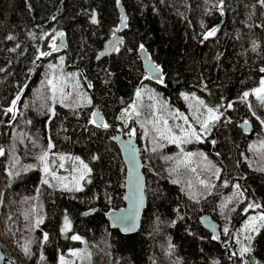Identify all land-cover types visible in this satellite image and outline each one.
I'll list each match as a JSON object with an SVG mask.
<instances>
[{
    "label": "trees",
    "instance_id": "1",
    "mask_svg": "<svg viewBox=\"0 0 264 264\" xmlns=\"http://www.w3.org/2000/svg\"><path fill=\"white\" fill-rule=\"evenodd\" d=\"M119 4L127 13L125 28ZM213 28L215 35L207 36ZM116 32L124 37L118 50L95 62ZM58 33L65 34L67 45L53 51ZM141 45L162 66V83L144 70ZM61 58L66 68L83 67L91 81L88 85L79 69L90 101H52L44 85L48 66ZM262 69L259 0H0V243L6 258L14 264H59L60 256L72 258L82 249L86 255L76 264H264V227L234 237L244 207L254 201L262 207L248 213L264 211V164H257L249 147L264 128L253 115V100L241 99L264 80ZM144 86L181 108L184 92H197L219 107L223 115L196 141L216 170L209 189L195 196L193 188L174 183L158 150L147 152L140 142L147 206L140 228L124 234L106 218L124 205L126 164L113 135L116 128L126 134L134 129L140 141L144 116L130 107ZM17 96L16 111L9 112ZM96 106L107 128L92 122ZM248 119L252 132L241 127ZM23 136L40 151L51 144L86 160L91 171L81 190L44 183L40 160L23 152ZM229 195L236 201L228 214L222 207ZM205 213L228 221L229 237L223 232L222 241L214 239L201 223ZM74 235L82 239H71ZM239 247L252 251L241 256Z\"/></svg>",
    "mask_w": 264,
    "mask_h": 264
},
{
    "label": "rangeland",
    "instance_id": "2",
    "mask_svg": "<svg viewBox=\"0 0 264 264\" xmlns=\"http://www.w3.org/2000/svg\"><path fill=\"white\" fill-rule=\"evenodd\" d=\"M48 70H49L48 74H50L49 79H53L54 83L57 84V90L55 94H53L52 92L51 85H49L47 82L44 85V88L46 87V89L52 95V98L54 96L53 98L54 100L52 101L57 100L58 102H62L64 104H70V105L80 104L82 103V100L90 101V95L85 89L86 87L85 83L82 82L79 69L66 68L64 64L54 62L53 64H50L48 66ZM260 86L261 84L251 89L248 92L250 93L248 98L253 100L252 104L255 109V110L253 109V115L256 116L259 120L264 121V103H262L253 94V90L259 88ZM138 91L141 94L137 98L134 104L135 105L134 111L136 113H139V115L144 116L143 119L139 120L141 126L139 144L141 142V146L148 149L147 152L149 151L151 152L153 149L158 150L156 153L158 152L161 153V156L167 159V161L163 162V164L164 166L167 167L169 175H172V177L176 181H179V183L185 184L187 188L189 189L193 188L195 196L204 194L211 185V183L208 180L210 178V175L212 176V174L215 173L214 170H216V167L214 164H212L210 157L206 155L204 149H202L201 146L196 143V141L198 140H196L194 137H188V139H190V142L174 144L171 143L168 139L161 137L160 132L157 131V128H159L161 132H164V136L166 137L168 135V132L166 131L164 120H167V127H171L172 133H174L176 136H182L183 133L181 132L180 128L177 127V125H180L185 129H188L189 125H191V128L195 129L196 133H198L202 139V134L205 132L202 130L200 122L206 118L207 111L203 105H200L198 103V100L203 101L204 104L207 105V107L210 108H214V107L209 105L205 101L204 97L198 94L197 92H184L183 97L187 95L188 99L184 98L185 106L181 108L180 106L169 101V99H167L165 96L160 94L158 89H154L151 86H144L140 88ZM16 102L17 100H15V105ZM15 105L12 104L11 106V108L13 109L12 110L13 113H15L16 111ZM197 108H199V113L196 112ZM144 109L146 110L144 111ZM214 109H219V107L217 108L215 107ZM132 110L133 107L131 106L130 111L132 112ZM175 112L182 113L184 116H186L188 118V123L186 124L182 118L177 119L175 116H173L172 113ZM197 117H199V120L197 119ZM261 125L262 128H264V123H262ZM133 131L134 129H131V133ZM253 138L254 139H252L251 142L249 143V147L251 148V155L255 154L254 160L257 162V164L262 165L264 164L263 163L264 136L261 135L260 138L257 139H255V137ZM28 139H26L23 136L22 140H20L21 145L23 146V152L27 154L32 153L35 160H40L39 157L43 155L45 152H47L48 153L47 166L50 169V173L54 172L57 177L66 178L63 182H61L53 178V176L50 173H44L42 175V179L44 181L47 180L48 183L51 185H56L58 187H63L68 189H75L76 186L73 178L79 177L80 175V172L76 171L77 169H82V165L80 164V161H83V164H86L90 169L87 161L77 154L70 152L69 153L59 152L57 150H53L52 148L49 149V147H46L43 151H40L38 150V147L34 146L35 144L31 142H27ZM187 153H195L196 155L188 158L186 157ZM60 156L72 157V158L79 157V160L65 159L61 161L59 159ZM168 157H171V159H168ZM205 157L207 159H205ZM40 162L42 167L45 168V162L42 160H40ZM61 163L64 164V167L62 168L59 167ZM193 168L195 169V171L191 170ZM88 174L89 172L85 175L84 179L80 181L79 184L80 188L84 186V181L88 177ZM201 180L206 181L207 182L206 185H208V187L205 184H201L200 183ZM65 184L67 185V187H64ZM0 186L3 188L2 183ZM0 200H1V194H0ZM235 201H236L235 196H231V197L230 195L227 196L223 201L224 206L222 207V209H224V211L229 214L230 212L229 207ZM253 203L256 202L253 201ZM243 209L244 211L245 209L248 210V207L246 206ZM245 212L246 215L244 217L246 219L244 218V221H242L241 224L237 225L238 228L235 230L234 237H237V234L240 231V233L243 234L242 237L245 238L244 236H246L247 234L246 233L247 231L244 230L245 224L249 221L250 217L259 215L258 213H256V211H251L249 213L248 211ZM224 214L225 213H223L222 216L226 217ZM220 223L223 230L225 228L228 229L227 232L222 230V234L223 232H225L226 235L229 237V234H231L232 231L229 229L228 221L226 222L223 218H220ZM73 252H78V255H74L72 258L70 256L67 257L64 256V259L67 262V264H76L78 259L80 258L79 255L83 253L82 249L80 250L75 249ZM84 255L86 254L83 253V256ZM59 264H60V259H59Z\"/></svg>",
    "mask_w": 264,
    "mask_h": 264
},
{
    "label": "water",
    "instance_id": "3",
    "mask_svg": "<svg viewBox=\"0 0 264 264\" xmlns=\"http://www.w3.org/2000/svg\"><path fill=\"white\" fill-rule=\"evenodd\" d=\"M119 11L121 13L120 17V28H125L127 22V13L122 4H119ZM126 17V20L124 19ZM124 37L121 32H116L109 36L99 53L95 56L94 61H98L105 56H109L114 53L117 48L122 44ZM56 44L59 45L58 50H62L67 45V40L65 34L58 38ZM138 57L142 60L143 68L147 72L148 77L154 82H161L164 79V72L162 66L154 60L151 56L149 50L143 45L138 48ZM149 64L157 65L160 71L150 74ZM83 73V77L88 85L91 84L90 79L83 70V67L79 68ZM93 113L97 115L93 119L96 120V124L100 125L104 123V115L101 110L96 106ZM93 115V114H92ZM247 122V123H245ZM241 127L245 132H252L254 125L252 120H245L241 123ZM114 141L117 143L123 160L126 164V177H125V190H124V205L117 208L111 209L106 213V218L109 225L112 228H117L124 234L134 233L140 228L141 218L143 216L144 210L147 206V194H146V177L143 170L144 162L141 156V149L139 144L138 136L135 132L126 134L119 129H115L113 135ZM129 197V198H126ZM142 197V204H139L138 213L133 216V198L139 202V198ZM127 216L128 220L122 222L119 218ZM202 225L211 231L215 236L219 238L220 233V223L211 214L205 213L201 216ZM134 224V227L132 225ZM125 228H131L129 231H125ZM0 264H14L13 260L6 258L5 252L2 249L0 243Z\"/></svg>",
    "mask_w": 264,
    "mask_h": 264
},
{
    "label": "snow or ice",
    "instance_id": "4",
    "mask_svg": "<svg viewBox=\"0 0 264 264\" xmlns=\"http://www.w3.org/2000/svg\"><path fill=\"white\" fill-rule=\"evenodd\" d=\"M259 2L261 4H264V0H259ZM126 20V17L124 18ZM93 22L95 23L96 20H95V17H93ZM217 29L216 28H213L211 31H209L207 33V36H213L215 35ZM57 35L59 36H63L64 34L63 33H58ZM207 36L205 38H207ZM9 39H12V37H8ZM141 49H143V45L140 46ZM253 47L255 48L256 45H253ZM59 48V45H57L55 42H53L52 44V49L53 51H56L58 50ZM118 50V49H117ZM48 55H51L50 52H41L40 53V56H48ZM39 58V57H37ZM61 63H63V58H61ZM52 67H55V66H52ZM160 71L159 67L157 65H154V64H149V73L152 74V73H155V72H158ZM262 71H264V69H262ZM163 81L161 80V83ZM47 83L49 85H51L52 87V92L53 94H55L56 90H57V84L54 83V80L53 79H49L47 81ZM62 91V89H61ZM140 92L137 91L136 95L137 97L140 96ZM253 94L262 102L264 103V80L261 81V86L259 88H256L253 90ZM250 95V93L248 92H245L243 93V96L241 97L242 100L246 99L248 96ZM54 98V96H53ZM185 99H188V96L185 95L184 97ZM16 100H19V96L16 97ZM198 103L200 105H203L205 108H206V111H207V116L206 118L201 121V127H202V130L204 132H207L209 130V127H210V124L212 122H215L217 120H219L220 116L223 115V113H220L219 112V109H214V108H210V107H207V105L204 104L203 101L201 100H198ZM13 105H15V100L13 101ZM133 109H135V105L132 106ZM228 107H231V104L228 105ZM13 109L10 108L8 109L9 112H11ZM128 110L125 109V114H127ZM196 112L199 113V108L196 109ZM97 115V113H93V116L95 117ZM137 115H139V113H137ZM173 116H175L177 119H183L185 121V123L187 124L188 123V118L186 116H184L182 113H179V112H175V113H172ZM197 119L199 120V117H197ZM93 123H96V120L93 119L92 121ZM247 123V122H245ZM261 123H264V121H261ZM164 124L166 126V131L168 132V135L165 137L164 136V132H161L159 128H157V131L160 132V135L161 137L163 138H166L168 139L171 143H174V144H181V143H187V142H190V139H188V137H194L196 140H200V135L198 133H196L195 129L191 128V125H189V128L188 129H185L183 128L182 126L180 125H177L178 128H180L181 132L183 133L182 136H176L174 133H172V129L171 127H167V120H164ZM100 127H105L107 128L108 125L105 124V123H101L99 125ZM131 135V133H130ZM213 143H215L213 141ZM52 147H54V145H49V149H51ZM153 151H155V149H153ZM0 155H3V151L0 150ZM196 155L195 153H187L186 154V157L190 158L192 156ZM40 160L44 161L45 162V168H44V171L45 173H50V169L49 167L47 166V160H48V153L45 152L43 155H41L39 157ZM59 159L61 161L65 160V159H75V160H79V157H75V158H72V157H64V156H60ZM168 159H171V157H168ZM205 159H207L205 157ZM80 164L82 165V169H77L76 171H79L80 172V175L79 177H74V183H75V190L77 191H80L81 188L79 187V184H80V181L84 179L85 175L91 171V169L88 168V166L86 164H83V161H80ZM59 167H64V164L61 163L59 165ZM192 171H195V169H191ZM219 170H217L218 172ZM53 178L63 182L66 178L65 177H57L55 175L54 172H51L50 173ZM179 181H174V183H178ZM44 183H48L47 180L44 181ZM201 184H207L206 181L204 180H201L200 181ZM64 187H67V185L65 184ZM237 189L239 188V185L236 186ZM126 198H129V197H126ZM139 204H142V197L139 198V202L136 201L135 198H133V208H134V213H133V216L135 214L138 213V210H139ZM249 209H254V208H261L262 206L258 203H250L248 206H247ZM245 211H247V209H245ZM122 222H125L128 220V217L127 216H124V217H120L119 218ZM42 222L40 220L37 221V225ZM70 221H68L67 217H65V224H64V231L67 232L70 230ZM132 227H134V224L132 225ZM260 227H264V211H262L259 215L257 216H253V217H250L249 221L245 224L244 226V230L245 231H252V232H256L259 230ZM131 230V228H125V231H129ZM225 232L228 231L227 228L224 229ZM47 233L44 234V239L47 240ZM218 237H214V239H216ZM71 239L73 240H81L82 238L80 236H72ZM248 240H251L252 239V236H248L247 237ZM25 251L27 252V248L25 249ZM252 249L250 247H242L240 249V255L243 256L245 253H249L251 252ZM72 255H78V252H73ZM233 255H235V253H233ZM41 259H44L43 256H41ZM60 264H67V262L65 261L64 257L63 256H60Z\"/></svg>",
    "mask_w": 264,
    "mask_h": 264
},
{
    "label": "bare ground",
    "instance_id": "5",
    "mask_svg": "<svg viewBox=\"0 0 264 264\" xmlns=\"http://www.w3.org/2000/svg\"><path fill=\"white\" fill-rule=\"evenodd\" d=\"M98 108H99V107H98ZM207 230H208V229H207ZM221 233H222V231L220 230L219 238H217L219 241H222ZM215 237H217V236H215Z\"/></svg>",
    "mask_w": 264,
    "mask_h": 264
},
{
    "label": "flooded vegetation",
    "instance_id": "6",
    "mask_svg": "<svg viewBox=\"0 0 264 264\" xmlns=\"http://www.w3.org/2000/svg\"><path fill=\"white\" fill-rule=\"evenodd\" d=\"M220 229H221V231L223 230V229H222V226H221V223H220ZM221 234H222V233H221ZM221 237H222V236H221ZM222 240H223V239H222Z\"/></svg>",
    "mask_w": 264,
    "mask_h": 264
}]
</instances>
